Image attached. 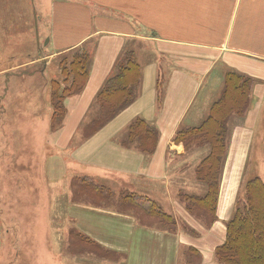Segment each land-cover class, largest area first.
<instances>
[{"label":"crops","instance_id":"1","mask_svg":"<svg viewBox=\"0 0 264 264\" xmlns=\"http://www.w3.org/2000/svg\"><path fill=\"white\" fill-rule=\"evenodd\" d=\"M41 1L44 6L45 0ZM47 2L51 50L38 59L29 57L38 53V44L45 39V20L43 29L34 25L33 12L18 9L19 3L17 9L7 5L8 11H0V194L9 185L5 179H9V193L16 194L19 189L27 193L28 186H22L19 180L38 168L35 163L40 164L45 178V99L43 91L34 89L38 83L33 85L40 74L28 72V66L44 62V73L54 59L93 45L87 83L81 93L65 99L66 115L54 146L60 157L75 168L72 181L85 179L100 186L114 181L120 193L127 191V196L137 202L156 201L167 187L177 196L179 188L185 187L182 181L174 180L179 173L185 175L188 165L185 160L180 168L175 163L183 161L184 154L182 145L173 143L175 134L204 120L203 113L207 114L208 109L197 121L192 110L197 105L194 112L199 115L209 92L201 102L197 99L207 85L213 88L218 82L222 90L224 75L237 73L253 79L255 85L244 118L231 128L216 220L209 228L192 225L195 235L189 236L143 225L136 207H131L134 213L130 214L82 201L72 202L69 207L76 235L120 256L122 264H180L184 248L185 264H193L192 258L194 264H217L215 250L225 241L226 224L240 192L251 147L262 145L263 150L264 0ZM123 50L134 52L140 68L138 98L94 136L80 139L70 154H63ZM215 101H206L207 107ZM136 119L158 132L155 152L149 159L120 144V137ZM7 233L3 232L0 216V264L13 263Z\"/></svg>","mask_w":264,"mask_h":264},{"label":"rangeland","instance_id":"2","mask_svg":"<svg viewBox=\"0 0 264 264\" xmlns=\"http://www.w3.org/2000/svg\"><path fill=\"white\" fill-rule=\"evenodd\" d=\"M17 3L20 5L18 9L33 12L34 25H39L40 28L43 29V21L45 20V39L38 44V53H34L29 58L31 59L34 56L35 59H38L43 57V54H45L46 57V54L51 50L48 45L49 39L47 37L49 3L45 0V5L43 6L41 0H0V11H8L10 5L12 8L17 9ZM35 9L38 15H36ZM27 19L30 20L29 18ZM92 47V44L88 46L87 50L90 53V48ZM131 48L134 50L133 47ZM62 58L63 57L51 61L48 68L46 69L45 67L44 73H42L44 62H40L35 66H28L27 68L28 72L40 74V76L34 80L33 85L38 83L34 89L43 91L42 95L45 99V178L42 177L40 164L35 163V166L38 165V168L35 167L33 173L28 178H21L19 180V184L28 186V192L20 193L19 189L16 194L9 193V179H5V182L9 185L4 188V193L0 194L1 227L4 233H9L11 254L13 250L12 264H122V258L120 256L106 252L97 245L86 241L81 235H76L73 221L70 218L73 210H71V208L69 209V207L73 204L72 202L76 201H82L83 204H91L92 206L112 208L116 211L128 212L129 214L131 212L134 213V211L130 212V210L132 209L131 207L136 206L124 201V199L128 197V192L121 191L120 193V186L114 184V181H109L110 183H101L104 185L101 186L107 190L110 196L108 199H97L95 196H91V192L88 190L82 193L80 188H78L80 179H73V181L71 179L75 168L71 164L66 163V159L60 157L58 149L54 146V143L59 138L58 132L60 129L53 131L51 130V126H49L52 116L50 82L53 80H61L57 65L63 60ZM3 68L6 69L10 67ZM217 83L218 82L213 84V88H211V84L209 86L207 85L201 98L197 99V102H201L207 92H209V97L203 100L205 103L199 110V115H197L198 112H194L197 105L192 110V116L196 121L205 108L206 111L207 109L208 111L207 114L206 112L203 113L205 116L204 120L207 118L210 107H207L208 102L206 101L213 102L219 99L220 96L218 97V94L222 90H220V88L218 89ZM4 86L5 89L8 88L6 85ZM41 105L42 103L40 101L39 106ZM86 121L87 120L84 122ZM238 122L239 119H229L228 129L231 130L232 126ZM80 135L81 127L79 128L77 136L71 142V145H68L66 149L62 151V153L64 152L63 154H70V150L76 146L75 144L79 143L81 139ZM183 151V161L180 160L175 163L180 168L181 166L183 167V164H186L184 160L188 162L186 173L185 175L179 173L177 175L178 178L174 180L177 182L182 181L185 187L179 188L177 196L174 194L175 191H172L173 189L167 187V191H165L164 194L157 196L155 199L156 201H151L163 215L171 219L169 225L166 224V222H161V224L158 225L160 221L157 218L148 217L140 211H137L136 214L137 218L142 220L143 225L159 228L163 231L194 236L195 231L192 225L199 226L203 229H207L211 226H209L208 219L202 221L201 219L203 218L197 211H189L186 207L188 205L187 197L190 195H202L201 191L203 193L205 192L204 187L195 182L194 169L206 153L194 147H189L187 151L183 149ZM263 154L262 145L261 147L254 145L251 147L248 161L243 171L241 187L244 183L254 178H259L264 183ZM194 157L195 160L189 166L190 160ZM95 183L97 182H94V184ZM29 187L31 189H29ZM30 191H32V193H30ZM117 192H119L120 195L117 194ZM170 192L171 195L169 194ZM159 206H161L162 209ZM75 213H77V210ZM185 249L186 248L181 251L180 264H185L187 261V259L184 260L182 258V256L186 257L187 255V249L186 251ZM190 262L195 263V260L192 258Z\"/></svg>","mask_w":264,"mask_h":264},{"label":"trees","instance_id":"3","mask_svg":"<svg viewBox=\"0 0 264 264\" xmlns=\"http://www.w3.org/2000/svg\"><path fill=\"white\" fill-rule=\"evenodd\" d=\"M90 65L91 53L82 47L60 61L61 80L50 82L51 130L61 128L66 115L64 101L81 93L87 83ZM140 81L141 72L134 52L123 50L94 99L87 121L81 126L82 141L94 136L135 102L140 93ZM254 85L251 78L226 73L221 95L211 105L207 118L196 127L179 130L173 139V143L182 145L185 151L194 147L206 153L194 169L195 182L203 186L205 192L187 197L186 207L189 211H197L202 221L208 219L209 226L216 220L219 186L231 134L229 119L244 118ZM157 141V130L140 119L133 121L120 137L122 147L135 149L147 159L154 154ZM78 184L82 193L88 190L97 199L110 197L104 187L89 180L81 179ZM131 199L133 196L124 201H130L142 214L157 218L159 225L161 222L169 225L171 219L151 202ZM215 258L218 264H264V183L259 178L242 185L232 216L226 224L225 241L215 250Z\"/></svg>","mask_w":264,"mask_h":264},{"label":"bare ground","instance_id":"4","mask_svg":"<svg viewBox=\"0 0 264 264\" xmlns=\"http://www.w3.org/2000/svg\"><path fill=\"white\" fill-rule=\"evenodd\" d=\"M250 101V100H249Z\"/></svg>","mask_w":264,"mask_h":264}]
</instances>
